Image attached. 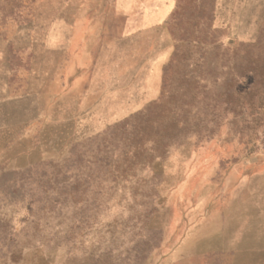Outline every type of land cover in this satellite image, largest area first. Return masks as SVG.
<instances>
[{
	"label": "rangeland",
	"instance_id": "obj_1",
	"mask_svg": "<svg viewBox=\"0 0 264 264\" xmlns=\"http://www.w3.org/2000/svg\"><path fill=\"white\" fill-rule=\"evenodd\" d=\"M0 264H264V0H0Z\"/></svg>",
	"mask_w": 264,
	"mask_h": 264
}]
</instances>
